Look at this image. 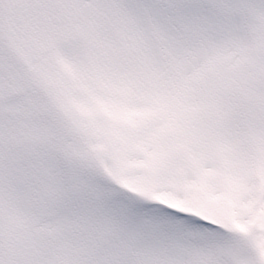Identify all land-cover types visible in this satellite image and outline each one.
Instances as JSON below:
<instances>
[{
	"label": "snow or ice",
	"instance_id": "6c2138e0",
	"mask_svg": "<svg viewBox=\"0 0 264 264\" xmlns=\"http://www.w3.org/2000/svg\"><path fill=\"white\" fill-rule=\"evenodd\" d=\"M0 264H264V0H0Z\"/></svg>",
	"mask_w": 264,
	"mask_h": 264
}]
</instances>
